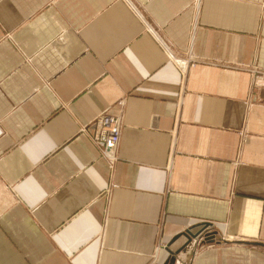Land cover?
Returning <instances> with one entry per match:
<instances>
[{"label": "crops", "instance_id": "obj_1", "mask_svg": "<svg viewBox=\"0 0 264 264\" xmlns=\"http://www.w3.org/2000/svg\"><path fill=\"white\" fill-rule=\"evenodd\" d=\"M254 70L264 0H0V264H264Z\"/></svg>", "mask_w": 264, "mask_h": 264}, {"label": "built area", "instance_id": "obj_2", "mask_svg": "<svg viewBox=\"0 0 264 264\" xmlns=\"http://www.w3.org/2000/svg\"><path fill=\"white\" fill-rule=\"evenodd\" d=\"M252 83L255 88L264 89V72L254 70ZM92 125V141L99 148L101 155L113 163L117 158L115 150L120 136V117L105 110L93 120Z\"/></svg>", "mask_w": 264, "mask_h": 264}]
</instances>
